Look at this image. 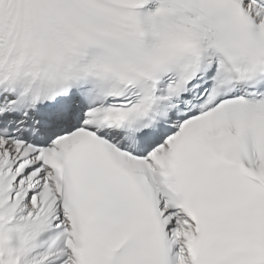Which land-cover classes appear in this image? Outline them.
Returning <instances> with one entry per match:
<instances>
[{
	"label": "snow or ice",
	"instance_id": "snow-or-ice-1",
	"mask_svg": "<svg viewBox=\"0 0 264 264\" xmlns=\"http://www.w3.org/2000/svg\"><path fill=\"white\" fill-rule=\"evenodd\" d=\"M0 264H264V0H0Z\"/></svg>",
	"mask_w": 264,
	"mask_h": 264
}]
</instances>
